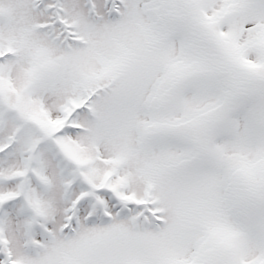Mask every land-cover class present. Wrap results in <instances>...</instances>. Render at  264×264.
<instances>
[{
  "label": "snow or ice",
  "instance_id": "obj_1",
  "mask_svg": "<svg viewBox=\"0 0 264 264\" xmlns=\"http://www.w3.org/2000/svg\"><path fill=\"white\" fill-rule=\"evenodd\" d=\"M0 264H264V0H0Z\"/></svg>",
  "mask_w": 264,
  "mask_h": 264
}]
</instances>
